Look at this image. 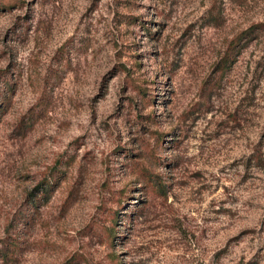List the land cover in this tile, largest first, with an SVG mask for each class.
<instances>
[{
  "label": "rangeland",
  "instance_id": "obj_1",
  "mask_svg": "<svg viewBox=\"0 0 264 264\" xmlns=\"http://www.w3.org/2000/svg\"><path fill=\"white\" fill-rule=\"evenodd\" d=\"M0 264H264V0H0Z\"/></svg>",
  "mask_w": 264,
  "mask_h": 264
}]
</instances>
